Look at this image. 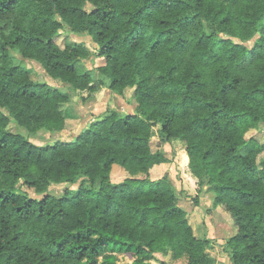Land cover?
<instances>
[{
    "label": "trees",
    "instance_id": "16d2710c",
    "mask_svg": "<svg viewBox=\"0 0 264 264\" xmlns=\"http://www.w3.org/2000/svg\"><path fill=\"white\" fill-rule=\"evenodd\" d=\"M67 33L95 50L57 44ZM12 51L81 102L106 87L133 111L106 110L72 141L37 146L11 127L69 130L70 99ZM89 58L98 80L76 69ZM258 127L264 0H0V264H119L117 254L212 264L206 226L178 205L164 143L213 193L230 264H264V139L247 138Z\"/></svg>",
    "mask_w": 264,
    "mask_h": 264
},
{
    "label": "rangeland",
    "instance_id": "374dc122",
    "mask_svg": "<svg viewBox=\"0 0 264 264\" xmlns=\"http://www.w3.org/2000/svg\"><path fill=\"white\" fill-rule=\"evenodd\" d=\"M66 40L69 43H83L85 44L90 51L95 50V45L91 43L90 37L85 33H67L61 34V36L57 39V44L61 45L63 41ZM252 43L249 42L250 45ZM13 61L16 65L27 67L32 72V77L37 79L40 82H45L50 86L56 87L61 92L67 94L70 99L69 108L70 112L73 116V124L71 125V129L62 131L60 133H52L46 134L43 132H38L37 134L30 135L23 128L11 127L13 131L20 132L23 136H25L31 143L37 146H43L47 144H53L56 141H72L77 134L87 129L90 123L93 121L94 117L97 114H102L106 110H115L117 112H132L133 108L130 103L121 98L120 96L109 92L106 87H100L95 90L97 95L90 94L89 98H94L93 102H88V104L92 107L89 110H86L84 103L79 100L80 95L78 93H73L67 84L61 83L59 81H55L48 77L45 73L44 69L35 61H31L28 59L22 58L17 51L11 52ZM99 65L97 60H93L92 58L83 60L76 65V69L79 73L89 72L94 80H98L100 75L94 69L95 66ZM107 90V91H106ZM87 99V100H88ZM95 104H101V109L99 111H93V107ZM101 112V113H100ZM260 129L256 131H251L247 134V138L249 136H253V138L257 139L259 142H262L264 139V128L258 127ZM153 144H159V140L157 135L155 134L152 137ZM252 149L251 146H247L242 150V153L247 154ZM161 151L164 155L171 160L170 166L168 168V177L172 185L176 188L178 192V205L190 216H192L196 223H203L201 220L205 215H210L208 210L212 209V200L213 193L209 191L207 186L199 187L197 185L196 180L190 175L188 166L186 162L183 161V155L180 156L181 152L184 151L182 149H177L174 151L172 147L168 143H164L161 145ZM186 153V152H185ZM264 158V154H262L259 159ZM64 186H54L51 187L50 191L57 196H60L62 193V189ZM27 194L31 197L39 198L40 195L35 193L33 189L24 188ZM201 199V201H200ZM210 201V204L208 202ZM209 206V207H207ZM198 210V211H197ZM207 210V211H203ZM206 215V216H207ZM213 215H217L221 225L218 226V231H225L229 225L227 226V219L223 216L214 213ZM229 230V228H228ZM230 234V231H229ZM226 241V240H225ZM208 252L212 257H219L223 264H229V257L226 253L223 252V245L211 247ZM156 261H152V264H158V261H163L165 264H186L185 258H180L177 260L171 259L169 255H157ZM228 258V261L227 259ZM158 260V261H157ZM117 261L119 264H129L131 261L126 255L117 254Z\"/></svg>",
    "mask_w": 264,
    "mask_h": 264
},
{
    "label": "crops",
    "instance_id": "0c3cea01",
    "mask_svg": "<svg viewBox=\"0 0 264 264\" xmlns=\"http://www.w3.org/2000/svg\"><path fill=\"white\" fill-rule=\"evenodd\" d=\"M91 94L97 95L98 93L92 92ZM93 99L94 98L92 97V98L85 101L84 106H85L86 110H89V108L92 107L88 104V102L89 103L93 102L94 101ZM93 108H94L93 111H97V110L99 111V109H101V104H95ZM98 115H100V114H97V116ZM180 156L183 157V161L186 162V164H187L188 159H187V155H186L185 151H182ZM200 201H201V199H200ZM208 204H210V201L208 202ZM207 207H209V206H207ZM203 211H207V210H203ZM208 211H210V210H208ZM213 214L214 213H211V212H210V215L206 214L207 216L205 215V217H203L201 222H203L204 225L206 226L207 238L211 240L212 246L216 247V246L223 245L225 243L226 238L229 236V230L227 228L225 231H221V230L218 231V226L221 225V222L218 219L219 217L217 215H213ZM213 258H214V262L212 264H223L219 257H213ZM226 259L228 261V258H226Z\"/></svg>",
    "mask_w": 264,
    "mask_h": 264
}]
</instances>
